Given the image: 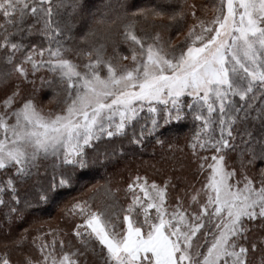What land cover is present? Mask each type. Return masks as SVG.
Listing matches in <instances>:
<instances>
[{"label": "snow or ice", "instance_id": "snow-or-ice-1", "mask_svg": "<svg viewBox=\"0 0 264 264\" xmlns=\"http://www.w3.org/2000/svg\"><path fill=\"white\" fill-rule=\"evenodd\" d=\"M173 24L186 29L179 44L165 35ZM0 90V207L9 220L41 211L123 154L108 148L115 139L163 147L174 122L191 121L185 147L203 177L174 200L171 177L140 174L126 204L110 185L99 201L73 198L63 215L78 247L64 229L25 228L0 264H89V253L102 264H264V135L237 132L249 118L264 122V0H109L99 16L88 0H0ZM49 95L55 108L45 107Z\"/></svg>", "mask_w": 264, "mask_h": 264}, {"label": "trees", "instance_id": "trees-1", "mask_svg": "<svg viewBox=\"0 0 264 264\" xmlns=\"http://www.w3.org/2000/svg\"><path fill=\"white\" fill-rule=\"evenodd\" d=\"M112 2L115 3V0H112ZM128 2L135 4L137 8H145L157 3L158 0H128ZM214 2L215 0H196L197 4H207L210 8ZM88 3L92 11L99 16L104 10V5L109 3V0H88ZM97 27L100 31H105L108 25L100 24ZM138 28L151 31L152 22L141 20ZM185 30L180 25L173 24L165 35H170L173 41H175L180 38L179 36ZM30 39L33 42L39 43L41 38L33 36ZM119 50L126 55L129 54L126 46L123 44L119 45ZM108 53L112 54L111 45L108 47ZM125 62L127 63V61ZM46 91L51 93L52 89H47ZM3 96L4 90H0V99ZM49 99L50 95L44 97L45 107L55 108V102L47 103ZM253 116H255V113H253ZM191 128V121L174 122L171 125L165 126L164 135L161 137V139L166 141L163 147L156 144L152 137L146 138L143 146L129 144L127 139H115L112 144L108 145V148L122 147L124 149L123 154L114 156L104 166H94L91 171L84 173L80 182L74 185L72 189L62 191L59 196L54 197L53 202L41 205V211L26 213L23 220L7 219L5 217L6 209L0 207V250H3L5 244H8L11 248V242L18 238L23 229H29L31 235L35 236L36 233L33 230L41 226L45 230L49 228H61L68 231L70 235L65 237V239H72L73 244L78 247L79 245L71 236L72 222L63 215L65 205L71 202L73 198H80L82 195L92 196L95 194L99 201L104 197V188L109 185L114 189L118 188L120 190L116 195L121 204H126V186L136 174L147 175L150 179H155L157 182L171 177L172 183L176 185L174 189H169L173 200L177 194H182L180 190L185 188L186 185L197 182L198 186V181L202 180L203 177L196 175V163L193 161L189 149L185 147L191 136ZM245 130L251 132L256 137L264 135V122L259 119L249 118L237 126V132L239 133L242 134ZM168 143L179 145L184 149L183 152L178 150L170 151L167 147ZM232 155L235 158V154L233 153ZM28 183L31 185L32 182L29 181ZM93 185L96 186L95 189L92 188ZM25 190V186L20 187L21 193ZM260 235L261 232L257 229L251 234L250 239H257ZM24 250L35 254V249L30 242L24 245ZM101 255L89 253V264H102ZM258 255L257 253L253 259L257 260ZM13 256L14 258H21L20 253L16 249H13Z\"/></svg>", "mask_w": 264, "mask_h": 264}, {"label": "rangeland", "instance_id": "rangeland-1", "mask_svg": "<svg viewBox=\"0 0 264 264\" xmlns=\"http://www.w3.org/2000/svg\"><path fill=\"white\" fill-rule=\"evenodd\" d=\"M209 14H211V13H209ZM185 31H186V30H185ZM185 31H184V32H185ZM184 32H183V34H182L181 36H179L180 38H178L177 40L174 41L176 44H178L179 41H181V42L183 41V39H184ZM100 169H101V167H100ZM53 201H54V200H53Z\"/></svg>", "mask_w": 264, "mask_h": 264}]
</instances>
